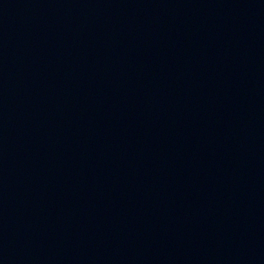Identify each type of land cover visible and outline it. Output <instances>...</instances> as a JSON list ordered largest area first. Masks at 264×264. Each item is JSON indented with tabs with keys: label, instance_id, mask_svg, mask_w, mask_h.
I'll return each mask as SVG.
<instances>
[{
	"label": "water",
	"instance_id": "1",
	"mask_svg": "<svg viewBox=\"0 0 264 264\" xmlns=\"http://www.w3.org/2000/svg\"><path fill=\"white\" fill-rule=\"evenodd\" d=\"M0 264H264V0H0Z\"/></svg>",
	"mask_w": 264,
	"mask_h": 264
}]
</instances>
